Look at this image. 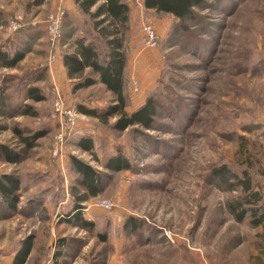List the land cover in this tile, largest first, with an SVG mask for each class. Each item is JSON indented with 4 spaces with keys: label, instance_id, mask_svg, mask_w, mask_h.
Wrapping results in <instances>:
<instances>
[{
    "label": "rangeland",
    "instance_id": "obj_1",
    "mask_svg": "<svg viewBox=\"0 0 264 264\" xmlns=\"http://www.w3.org/2000/svg\"><path fill=\"white\" fill-rule=\"evenodd\" d=\"M70 2L0 0V49L28 50L15 67L0 66V142L24 155L16 164L0 161V173L22 181L17 210L0 209V264H14L27 242L23 264H240L237 246L251 233L250 217L238 222L230 213L228 203L240 192L222 186L214 169L247 170L264 189V0H205L187 30L173 15L129 0L128 110L150 95L159 107L152 128L125 130L113 127L118 115L105 123L77 110L79 103L105 109L115 95L99 83L72 91L60 56L92 21ZM60 8L64 37L53 44L44 26ZM146 23L157 29L154 46ZM29 86L40 87L45 99H28ZM59 96L78 120L62 143ZM17 129L47 133L27 149ZM87 136L93 152L77 146ZM117 153L131 168H105ZM71 156L105 174L104 192L84 203L93 229L63 220L74 206ZM105 200L111 207L100 204Z\"/></svg>",
    "mask_w": 264,
    "mask_h": 264
},
{
    "label": "trees",
    "instance_id": "obj_2",
    "mask_svg": "<svg viewBox=\"0 0 264 264\" xmlns=\"http://www.w3.org/2000/svg\"><path fill=\"white\" fill-rule=\"evenodd\" d=\"M43 1L37 0L39 3ZM74 2L78 12L87 16V19L92 21V25L89 31L86 30V34L74 39L73 50L63 54V64L68 78L72 81V91L76 92L99 83L115 95V103L105 109L79 103L77 110L105 123L111 116L118 115L119 118L113 125L117 130H125L135 125L152 128L158 114L157 96L150 95L138 108L128 110L133 101V97L127 91L126 37L131 18L129 0H74ZM204 4L205 0H143L147 11L173 15L184 30L188 29L186 22L196 18L195 8L202 7ZM27 51V48L20 51L0 49V66L15 67L25 57ZM88 69L91 70L89 73ZM26 92L28 99L34 101L45 99V95L38 86H29ZM25 112L31 114V107H27ZM17 132L27 149L33 148L36 140L47 133L46 130H42L33 135L24 136L22 130L17 129ZM77 146L82 150L93 152V138L83 137L78 141ZM23 158V152L0 142V161L16 164ZM71 162L77 172L76 185H72L71 188L74 206L70 213L64 215L63 220L83 228L93 229L95 223L84 217V203L104 192L105 174L76 156H71ZM104 166L110 171H120L131 168V163L128 157L117 153L108 158ZM214 177L228 190L240 192L228 203V210L238 222H243L248 216L252 226H257L264 221V189L254 181L249 171L243 170L239 174L227 165H223L214 169ZM21 188L22 181L19 176L14 173H0V209L4 210L3 214L17 210ZM127 223L137 226V223L132 222L131 219L126 221ZM30 250L31 244L27 242L15 256L14 264L25 263Z\"/></svg>",
    "mask_w": 264,
    "mask_h": 264
},
{
    "label": "built area",
    "instance_id": "obj_3",
    "mask_svg": "<svg viewBox=\"0 0 264 264\" xmlns=\"http://www.w3.org/2000/svg\"><path fill=\"white\" fill-rule=\"evenodd\" d=\"M65 15L66 11L60 8L55 13L51 14L46 21L44 26L45 33L48 35L50 41L53 44L59 43L62 40ZM143 30L147 38V43L154 46L158 38L156 27L151 23H146L143 26ZM132 89L134 92H138L140 90V84L135 81ZM55 112L59 116L60 120V128L62 130V133L60 134V142L62 143L64 141V133L77 126L78 120L76 117V111L70 106L64 104L62 97L59 96L56 101ZM55 151L56 155L59 153V151H61V148L59 150V147H57ZM100 204L106 208L111 207V203L107 200L102 201Z\"/></svg>",
    "mask_w": 264,
    "mask_h": 264
},
{
    "label": "crops",
    "instance_id": "obj_4",
    "mask_svg": "<svg viewBox=\"0 0 264 264\" xmlns=\"http://www.w3.org/2000/svg\"><path fill=\"white\" fill-rule=\"evenodd\" d=\"M68 1H71L70 3L73 6H76L74 0H68ZM139 2H140V7L145 9L143 5V0H139ZM60 63L64 71L66 72V68L63 64V55L60 56ZM90 71H91L90 69L87 70L88 73ZM250 226H251V233H248L246 237H244L238 243L237 246L238 251L241 253L240 264H264V221L257 226H252V225Z\"/></svg>",
    "mask_w": 264,
    "mask_h": 264
}]
</instances>
